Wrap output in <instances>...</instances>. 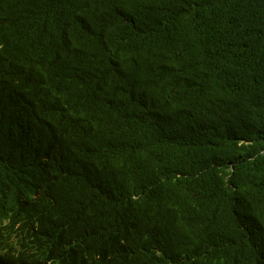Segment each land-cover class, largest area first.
<instances>
[{
	"label": "trees",
	"instance_id": "16d2710c",
	"mask_svg": "<svg viewBox=\"0 0 264 264\" xmlns=\"http://www.w3.org/2000/svg\"><path fill=\"white\" fill-rule=\"evenodd\" d=\"M0 264H264V0H0Z\"/></svg>",
	"mask_w": 264,
	"mask_h": 264
}]
</instances>
